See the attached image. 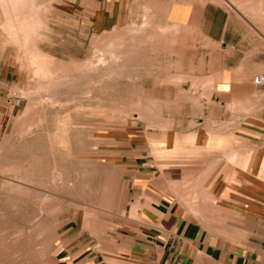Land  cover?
I'll list each match as a JSON object with an SVG mask.
<instances>
[{
    "label": "crops",
    "instance_id": "0c3cea01",
    "mask_svg": "<svg viewBox=\"0 0 264 264\" xmlns=\"http://www.w3.org/2000/svg\"><path fill=\"white\" fill-rule=\"evenodd\" d=\"M161 1L165 22L195 36L170 44L186 48L188 65L176 66L174 59L154 74L186 78L158 92L181 113L169 125L160 113L166 100L152 99L159 108L153 106L148 120L167 129L149 138L131 125L113 138L124 183L114 227L67 229L57 264H264V86L251 81L264 75V22L212 0L70 4L78 25L94 33L138 21L140 6L157 8ZM42 56L45 63L30 61L32 74L42 68L38 78L54 61ZM25 111L16 121L20 133Z\"/></svg>",
    "mask_w": 264,
    "mask_h": 264
},
{
    "label": "rangeland",
    "instance_id": "374dc122",
    "mask_svg": "<svg viewBox=\"0 0 264 264\" xmlns=\"http://www.w3.org/2000/svg\"><path fill=\"white\" fill-rule=\"evenodd\" d=\"M22 1L15 17L27 25L18 23V29H35L28 46L36 33L33 47L54 61L46 74L33 77L27 54L7 41L0 11V264H57L67 229L114 227L124 183L113 138L131 125L149 138L167 129L151 122L153 106L159 108L152 99L166 100L160 113L169 125L181 113L158 92L186 78L154 74L174 59L176 66L190 63L185 47L170 44L191 36L184 26L165 22L162 1L157 8L140 6L138 21L94 33L78 25L70 0ZM212 1L264 22V0ZM101 53L105 68L97 61ZM90 64L96 66L87 70ZM23 111L20 133L16 121Z\"/></svg>",
    "mask_w": 264,
    "mask_h": 264
},
{
    "label": "bare ground",
    "instance_id": "6f19581e",
    "mask_svg": "<svg viewBox=\"0 0 264 264\" xmlns=\"http://www.w3.org/2000/svg\"><path fill=\"white\" fill-rule=\"evenodd\" d=\"M22 0H0V11L2 12V16H4L3 17V19L5 20L2 24V30L4 31V34L6 35V38H7V41L9 42V43H11V44H14L15 46H17L18 48H19V50L20 49H22V50H24V52L27 54H24V55H26V57L28 56L29 57V60L32 62V64H34V66H35V64H36V62H44V58H43V56H42V54L40 53V51H37V48H35V47H33V44L35 43L34 42V40H35V38L37 37L36 36V33L34 34V38L32 39V41L30 42L31 44H32V47H30V46H28V39H29V35H28V33L29 34H33L34 33V31H35V29L33 30L32 29V31H30V32H28V31H26V30H22V29H18V26H20L19 24L20 23H24V24H26L27 22V20H26V18H23L22 20L19 18V19H16V13H17V11H19V10H17V9H19L21 6V4H22V2H21ZM33 1V0H32ZM19 3H21V4H19ZM22 5H24V4H22ZM29 8V7H28ZM30 8H31V6H30ZM16 9V10H15ZM21 9H23L22 7H21ZM37 9V8H36ZM35 9V10H36ZM31 10H33L32 8H31ZM38 10V9H37ZM20 12V11H19ZM19 12H18V14H19ZM29 12V11H28ZM31 12V11H30ZM36 14V13H35ZM34 14V15H35ZM37 15V14H36ZM12 17H14V18H12ZM30 18V17H29ZM31 19V18H30ZM33 20V19H32ZM19 23V24H18ZM27 25V24H26ZM29 25V24H28ZM25 26V25H24ZM21 27V26H20ZM23 28V27H22ZM13 45V46H14ZM4 47V46H3ZM118 47V46H117ZM5 48V47H4ZM101 56H100V58H98L97 59V61H98V63H101L102 64V66H103V68H105L106 67V61H105V57H104V55L101 53L100 54ZM119 55V54H118ZM98 56V55H97ZM102 62H105V63H102ZM45 63V62H44ZM94 66H96V65H93V64H90L89 66H88V68H87V70L88 69H92V67H94ZM110 66V65H109ZM108 67V66H107ZM97 69V68H96ZM42 70V68L41 67H39V66H36L35 68H34V72H33V74L37 77V75H39L40 74V71ZM34 77V76H33ZM59 78V77H58ZM58 78H54L55 80L56 79H58ZM64 78V77H63ZM63 78H61V79H63ZM53 79V80H54ZM60 79V78H59ZM74 81V80H73ZM52 83V82H51ZM49 85V84H48ZM52 85V84H51ZM51 85H49V88H51L50 86ZM36 88V87H35ZM41 88H43V86L42 87H40V89H39V87H37V89L38 90H41ZM45 88V87H44ZM58 88V87H57ZM46 89V88H45ZM53 89V88H52ZM38 90H37V92H38ZM43 90V89H42ZM50 90V89H49ZM36 92V93H37ZM48 92V91H47ZM35 94V93H34ZM55 94V93H54ZM53 94V95H54ZM31 95V94H30ZM33 96V95H32ZM39 96V95H38ZM36 97H37V95H36ZM36 97L34 98L35 100H37L36 99ZM41 97V96H40ZM53 97V96H52ZM33 98V97H32ZM33 99V100H34ZM38 101V100H37ZM56 101H58V100H56ZM39 102V101H38ZM53 102H55V101H53ZM59 103V102H58ZM56 104V103H55ZM54 105V104H53ZM61 106V105H60ZM136 108V107H135ZM140 118V117H139Z\"/></svg>",
    "mask_w": 264,
    "mask_h": 264
},
{
    "label": "built area",
    "instance_id": "2783aa9c",
    "mask_svg": "<svg viewBox=\"0 0 264 264\" xmlns=\"http://www.w3.org/2000/svg\"><path fill=\"white\" fill-rule=\"evenodd\" d=\"M252 83L256 86H264V75H261V74H257V75H254L252 77ZM97 245H94L92 248H91V251L92 252H95L97 250Z\"/></svg>",
    "mask_w": 264,
    "mask_h": 264
}]
</instances>
